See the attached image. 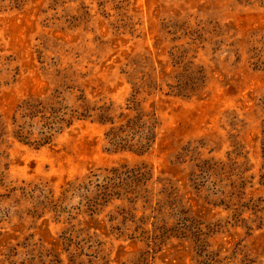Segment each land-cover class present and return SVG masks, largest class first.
<instances>
[{
    "label": "rangeland",
    "instance_id": "1",
    "mask_svg": "<svg viewBox=\"0 0 264 264\" xmlns=\"http://www.w3.org/2000/svg\"><path fill=\"white\" fill-rule=\"evenodd\" d=\"M0 264H264V0H0Z\"/></svg>",
    "mask_w": 264,
    "mask_h": 264
}]
</instances>
